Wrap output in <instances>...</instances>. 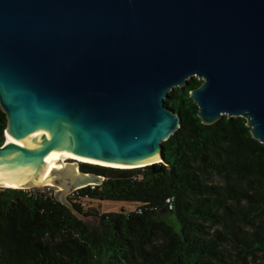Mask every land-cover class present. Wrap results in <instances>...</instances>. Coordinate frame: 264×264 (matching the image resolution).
Here are the masks:
<instances>
[{
	"label": "water",
	"instance_id": "95a60500",
	"mask_svg": "<svg viewBox=\"0 0 264 264\" xmlns=\"http://www.w3.org/2000/svg\"><path fill=\"white\" fill-rule=\"evenodd\" d=\"M191 77L203 123L240 116L264 143V0H0V184L58 186L89 218L66 195L104 177L76 163L41 175L52 152L163 162L181 126L165 100Z\"/></svg>",
	"mask_w": 264,
	"mask_h": 264
},
{
	"label": "trees",
	"instance_id": "16d2710c",
	"mask_svg": "<svg viewBox=\"0 0 264 264\" xmlns=\"http://www.w3.org/2000/svg\"><path fill=\"white\" fill-rule=\"evenodd\" d=\"M202 82L191 77L165 100L181 126L162 143L163 162L80 163L104 177L70 196L94 223L56 200L53 187H0V264H264V143L240 116L203 123L190 96ZM7 125L0 104V146ZM83 198L138 206L100 214L85 211ZM159 211L174 213L180 232Z\"/></svg>",
	"mask_w": 264,
	"mask_h": 264
},
{
	"label": "rangeland",
	"instance_id": "374dc122",
	"mask_svg": "<svg viewBox=\"0 0 264 264\" xmlns=\"http://www.w3.org/2000/svg\"><path fill=\"white\" fill-rule=\"evenodd\" d=\"M199 79L198 77H196ZM81 162H86L82 160H78L75 158H69L65 162V164H73L76 163L78 167H80ZM54 188L53 190V195L55 197V191L60 190L58 186L50 185ZM71 193L69 195H66V198H70ZM65 198V199H66ZM82 204L85 209V211H90V210H97L100 214L107 213V212H120L122 210H125L126 212L135 210L136 207L138 206L137 203L135 202H129V201H114V200H102L99 198H83L82 199ZM82 217H89V218H82L85 220L87 223L92 224L95 222V217L91 215H85L84 213L81 214ZM159 217H163L165 221H167L173 228L177 231L180 232L181 230V225L174 213H170L167 211H159L157 213ZM91 216V217H90Z\"/></svg>",
	"mask_w": 264,
	"mask_h": 264
},
{
	"label": "bare ground",
	"instance_id": "6f19581e",
	"mask_svg": "<svg viewBox=\"0 0 264 264\" xmlns=\"http://www.w3.org/2000/svg\"><path fill=\"white\" fill-rule=\"evenodd\" d=\"M52 154L60 157L62 160L56 161V162H48L47 164H45L44 167L41 170V175H45L49 170H51V169H53L55 167H60V166L65 165V162L69 158H75V159L86 161V162L99 163V164L115 166V167H131L130 165L110 164V163H104V162H101V161H95V160H92V159H89V158L82 157V156H80L78 154L69 152V151L64 150V149L55 150L54 152H52ZM0 186H2V187H12V188H24V187L9 186V185H4V184H0Z\"/></svg>",
	"mask_w": 264,
	"mask_h": 264
},
{
	"label": "built area",
	"instance_id": "2783aa9c",
	"mask_svg": "<svg viewBox=\"0 0 264 264\" xmlns=\"http://www.w3.org/2000/svg\"><path fill=\"white\" fill-rule=\"evenodd\" d=\"M51 187L52 186L48 185V186L43 187V189H46V191H49ZM167 202L169 204V209H173V200L171 198H168Z\"/></svg>",
	"mask_w": 264,
	"mask_h": 264
}]
</instances>
